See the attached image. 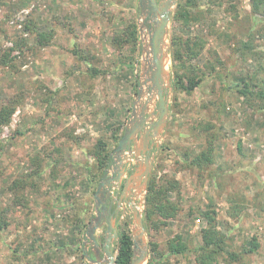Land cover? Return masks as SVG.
Masks as SVG:
<instances>
[{"label": "rangeland", "instance_id": "obj_1", "mask_svg": "<svg viewBox=\"0 0 264 264\" xmlns=\"http://www.w3.org/2000/svg\"><path fill=\"white\" fill-rule=\"evenodd\" d=\"M192 1L197 19L173 20L177 4L188 0L171 9L165 37L168 119L158 146L153 143L148 177L178 183L167 193L174 214L145 218L147 186L128 198L143 220L144 264L151 255L160 264H199L195 250L202 244L206 209L214 211L226 249L215 264H264V101L233 88L241 79L264 84V0L257 15L252 0ZM132 23L135 52L122 40ZM140 24L138 0H0V109L14 108L0 126V219L7 223L0 229V264H97L87 258L96 250L86 228L96 215L98 183L112 167L110 160L100 175L91 152L102 138L111 157L130 119L143 58ZM34 29L52 32L47 44H38ZM173 36L180 54L174 60ZM185 42H198L196 56L190 57ZM194 73L201 82L191 93L175 88V74ZM156 109L155 97L147 112ZM206 137L214 140V161L200 172L184 161L202 149ZM37 165L39 186H30L28 178L20 200L26 204H14L9 186ZM134 166L127 164L121 187ZM107 191L115 258L119 237H132L136 225L122 190L113 183ZM104 223L95 232L98 249ZM176 240L187 250L171 253L168 245ZM251 240L260 247L246 252Z\"/></svg>", "mask_w": 264, "mask_h": 264}, {"label": "water", "instance_id": "obj_2", "mask_svg": "<svg viewBox=\"0 0 264 264\" xmlns=\"http://www.w3.org/2000/svg\"><path fill=\"white\" fill-rule=\"evenodd\" d=\"M177 0H138L141 16L142 52L141 73L138 91L132 108L130 119L116 147L111 153V175H104L98 183L94 199L96 215L86 228V235L95 247L94 258H87L97 264H115L114 256L108 247L116 234L114 218L107 211L105 196L109 195L107 189L113 183L122 190L121 196L132 209L133 222L136 225L132 233L133 254L130 264H144L147 260V246L144 242V225L141 213L137 206L128 198L132 192L142 191L146 188L151 173L154 154L151 153L153 143L161 138V133L168 119L167 87L169 77L166 69V59L169 45L165 42L167 27L171 16V9ZM145 31V33H144ZM145 34L149 35L145 41ZM151 54L149 64L144 61L146 47ZM168 81V82H167ZM142 86L144 89H142ZM145 96L142 97V96ZM157 99L156 112H147L149 103ZM133 161L135 166L131 174L125 179L122 187L121 180L125 175L127 164ZM102 209V212H100ZM106 222L105 239L106 257L98 254V242L95 232Z\"/></svg>", "mask_w": 264, "mask_h": 264}, {"label": "trees", "instance_id": "obj_3", "mask_svg": "<svg viewBox=\"0 0 264 264\" xmlns=\"http://www.w3.org/2000/svg\"><path fill=\"white\" fill-rule=\"evenodd\" d=\"M191 2L193 1L188 0V4L186 5H181L178 3L177 4L178 8L175 12V15L173 16V20L175 21L182 20L183 22H186L190 19H197L198 16L196 12L191 11L193 7L191 5ZM261 3L262 0H252V10L254 11V13H256V15L260 13L259 10ZM24 28L29 31L32 29L28 24H26V22L24 24ZM34 31L39 45H45L48 43L49 37H51L52 32L49 34L48 32L41 30L39 31L34 29ZM125 33L127 34V36L122 38L123 42L130 43V48H129L130 51L135 52L138 42L136 24L132 23ZM178 40L179 38L177 36L172 37L171 45H172L173 60L176 59V57L180 58V54L178 50ZM195 46L196 47L198 46V42H193L191 44L185 42V49L187 53L190 55V57L197 55V52L195 51L196 48ZM243 46L246 48L247 44L245 43ZM91 69L94 74L97 72L95 68H91ZM175 77H176L174 78L175 88L183 90L186 93H191L201 82V75L199 76L195 73L191 77H187V78L184 75H179V74H175ZM233 88L236 91V93L239 95L246 97L247 95L256 94L260 100L264 101L263 83L253 82L250 79H241L237 83H234ZM13 111L14 108L11 106L7 105L1 107L0 126L9 121ZM212 137H206L205 145L202 147V149L199 152L192 154L185 159L184 162L186 163V165L192 168H196L201 172L208 165L213 163L214 140ZM111 138L113 139L114 142H117V140L119 139V135L116 134L112 135ZM110 151L111 149L109 148L108 143L102 138L97 139L96 142L94 143V147L91 152V155L96 160V171L100 173V175L103 174V170L107 168V166L110 163L111 160ZM39 172H40V168L37 165L36 170H32L31 172L23 176L19 184L16 181L15 183L9 186V190L12 193H14V198H13L14 204H18L20 206L26 204V203L24 204V202L21 203L20 200L24 196L23 193L25 189H27L29 186L28 178L33 179V182L30 184V186H33L34 188L38 187L39 185L34 182L35 181L34 179ZM93 175L94 174H92V176ZM177 184L178 183L175 180H167L165 183L161 182L159 184L155 182L154 178H151L149 180L147 184V192L145 195V213H144L145 218L149 219L154 213H158L159 215L165 218H168L169 216H172L174 214L175 205L171 204L170 201L167 200V193L169 191L175 190ZM19 193H21V195ZM16 198L17 200H15ZM201 215L206 221V227H204L201 230L202 244L199 245L195 250L197 252V261L199 262V264H215L219 259V257L222 255V253L225 252L226 249L224 248L223 239H221V235L215 226L214 211L206 209L202 211ZM6 225L7 223L4 220L2 221L0 219V229L4 228ZM259 247L260 244L258 241L256 242L255 240H251L250 246L248 247V249H246V252H255L258 250ZM168 249L173 254H179L187 250V245L182 240H176L168 245ZM151 250L154 251L153 248H151ZM132 254H133V243L131 236L128 232H123L118 240V252L114 260L115 264H130L132 259ZM229 255L233 260L237 259L236 253H229ZM160 263H161V259L160 258L156 259L154 255H151L147 261V264H160Z\"/></svg>", "mask_w": 264, "mask_h": 264}, {"label": "flooded vegetation", "instance_id": "obj_4", "mask_svg": "<svg viewBox=\"0 0 264 264\" xmlns=\"http://www.w3.org/2000/svg\"><path fill=\"white\" fill-rule=\"evenodd\" d=\"M152 147H153V145H152ZM152 149V148H151ZM110 196L109 195H107V196H105V206H106V209H107V211H109V213L110 214H112V211H111V198H109ZM120 197V195H118L117 196V199ZM122 199L124 200V202H125V198L124 197H122ZM126 203V202H125ZM115 207H114V209L117 207V205H118V201L117 202H115ZM100 212H102V209H100ZM103 222H105V220H103ZM105 224V228H106V222L104 223ZM111 244L109 245V247H108V249H109V251H110V253H112V250H111ZM98 252L100 253V255L101 256H103V257H105L106 256V245H105V243H104V240L102 241V243H101V246H100V248L98 249Z\"/></svg>", "mask_w": 264, "mask_h": 264}, {"label": "bare ground", "instance_id": "obj_5", "mask_svg": "<svg viewBox=\"0 0 264 264\" xmlns=\"http://www.w3.org/2000/svg\"><path fill=\"white\" fill-rule=\"evenodd\" d=\"M148 39H149V35H148V34H145V41H148ZM145 51H146V52H145V55H144V61H145L146 64H149L150 59H151V54H150V52H149V48H148V46L146 47V50H145ZM142 89H144L143 86H142ZM142 97L145 98L144 95H143Z\"/></svg>", "mask_w": 264, "mask_h": 264}]
</instances>
